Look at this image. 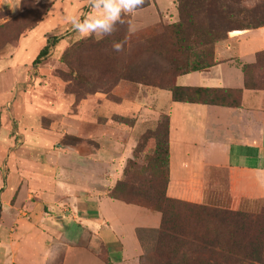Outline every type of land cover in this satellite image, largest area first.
<instances>
[{"label": "crops", "instance_id": "obj_1", "mask_svg": "<svg viewBox=\"0 0 264 264\" xmlns=\"http://www.w3.org/2000/svg\"><path fill=\"white\" fill-rule=\"evenodd\" d=\"M3 1L0 0V10L9 7L2 20L5 22L20 12V0H16L13 9V0L5 6ZM172 7L176 12L174 0ZM50 20L48 13L15 44L6 45L0 52V63L4 64L0 70V264H103L99 258L101 247L112 264H138L144 253L140 233L158 229L160 214L108 194L121 178L126 162L133 158L134 147L142 135V112L132 127L119 126L112 134L100 136L99 146L91 151L85 144L80 148L73 142L61 144L64 138L83 143L86 137L73 127L72 121L61 123L58 129L53 126L56 123L50 128L40 127L44 137L42 153L53 172L48 171L41 178L36 176V143L30 144L29 133L36 122L21 117L18 110L23 100L21 90L36 83V42H42L40 47L47 41L36 32L40 28L45 30ZM47 30V36L54 32L52 28ZM256 36H263L257 37L261 42H254L258 46L241 50ZM81 38L75 32L60 40L56 49ZM260 51H264V27L232 31L215 45L216 63L212 67L175 80L180 87L241 89L239 107L174 102L169 91L145 86L143 100L122 99L121 104L106 112V118L120 116L122 106L134 110L144 101L153 107V113L166 114L168 197L206 203L210 195L219 193L209 190L208 180L223 169L226 177L222 182L232 199L264 200V88H244L241 69L244 64H253ZM32 68L35 73L29 76ZM16 101V106L9 108ZM63 170L66 176L62 178L59 174ZM68 218L77 225L76 231L85 233L83 240L79 233L70 236L74 229Z\"/></svg>", "mask_w": 264, "mask_h": 264}, {"label": "trees", "instance_id": "obj_2", "mask_svg": "<svg viewBox=\"0 0 264 264\" xmlns=\"http://www.w3.org/2000/svg\"><path fill=\"white\" fill-rule=\"evenodd\" d=\"M26 1H21L20 14L26 10ZM248 1L251 0H176L177 21L171 27V36L175 38L176 50L182 52L184 56L172 58L164 63L163 70L156 75L157 78L153 77L156 80H163V84L155 88L169 91L174 102L239 107L241 89L180 87L175 84V80L179 76L205 71L212 67L216 63L215 45L226 39L230 32L264 27V0H256L251 7L242 5ZM30 2L35 10L41 9V15L29 28L19 30L13 43H3L0 52L6 45L15 44L24 33L47 16L50 10L49 3L36 0ZM149 2L146 0L142 8L147 7ZM123 19L125 23L117 25L118 31L114 35L100 37L97 40L91 36L81 41L88 45L89 52L98 54L104 50L106 53L102 56L107 55L105 56L107 59L97 58L98 63L88 65V71H92L93 68L103 75L107 73L106 77L109 78V66L110 72L119 70L121 52L113 51L112 44L114 41L128 44V20L125 15ZM121 30H124L123 40L120 37ZM154 31L156 30L154 29L151 35ZM156 37L158 35L154 38ZM82 39L84 38L79 40ZM57 41V37L47 39L33 65L40 64L56 46ZM169 42L172 44V40L169 39ZM71 49H66L60 57L63 63L65 55H68ZM255 58L253 64H244L241 67L244 88L261 90L264 88V51L257 52ZM81 78L83 79L82 76ZM123 78L122 74H118L116 83ZM72 81L73 75L70 82ZM85 84L89 85L91 81H86ZM145 135L153 139L154 149L148 156L146 164L141 165L145 166L142 168L144 174L146 176L150 174L144 189L141 190L142 195L137 193L127 195L128 190L138 191V185L127 184L129 180L125 179V169L111 190L113 195H110L122 202L142 206L160 214L159 227L154 230L156 232L154 248L149 252L144 250L138 264H264V207L251 211L232 210L168 197L166 195L169 181L168 117H165L162 130L155 129ZM145 135H142L143 139ZM131 162L132 159L127 161L124 168ZM241 200L264 202L260 199ZM140 240H143L141 235ZM102 253L99 257L103 264H112L104 249Z\"/></svg>", "mask_w": 264, "mask_h": 264}, {"label": "rangeland", "instance_id": "obj_3", "mask_svg": "<svg viewBox=\"0 0 264 264\" xmlns=\"http://www.w3.org/2000/svg\"><path fill=\"white\" fill-rule=\"evenodd\" d=\"M9 1L5 0L2 4L5 6L10 3ZM21 1L23 0H20V5ZM149 1L148 8H142L145 10L140 9L141 11L139 12L125 15L126 20H128V44L124 43V51L121 52L120 56L119 70L117 72H110L111 67L109 66V78L106 77L108 76L107 73L103 75L94 71L93 68L92 71H88V65L98 63L97 58L107 59L105 57L107 55L102 56L106 53L104 50L99 51L98 54L97 52H89L88 45L81 42L87 39L85 37L72 43L70 41L66 47L63 46L60 50L56 49V46L53 47L45 59L36 65V83H32V87L25 86L21 90L20 93L23 96V100L20 101L19 105L21 108L18 111L21 117L32 119L36 122V127L31 128L29 133L33 139L30 140V144L36 143L33 151L37 158V177L41 178L43 174L52 170L46 164L47 159L42 153L41 146L44 144V137L40 134V127L50 128L53 123H56L53 126L55 129H58L61 127V123L63 125L65 121L67 123H71L72 121L73 127H76L86 137L82 140L83 143H78V140L72 138H69V140H64V138L61 144H71L73 142L78 148H80V145L85 144L90 151L93 147L99 146L98 140L100 136H107L108 133L112 134V130L119 126L123 129L132 127L141 112L140 121L142 125L140 132H142V135L149 134L155 131V129L158 131L163 129L166 114L161 113L157 115L153 113V107L150 104L144 103V101L134 106V110L129 108V106H122L120 116L114 115L106 118V112L113 108L115 104H121L122 99L133 100L136 97L141 99L145 86H161L163 80H156L155 78L163 70L164 63L172 58L176 59L184 56L182 52L176 50L174 46L175 38L171 36V27L177 21V10L175 12L173 9L172 0H158L157 3L154 0ZM256 2V0H251L244 2L242 5L251 7ZM47 3L50 4V9L53 7L52 12H48L51 17L50 25L47 24L45 30L40 28L36 34L40 32V37L45 36L46 39L57 37V42L76 32L71 29L72 26L68 23L67 18L78 16L82 19L85 14L91 11L87 0H48L46 1ZM14 6H16V0L12 1V9ZM25 8L26 10L23 13L20 14L19 12L18 16L8 18L5 22H2V20L6 18L4 16L9 12V7L7 9L2 7V10H0V46L5 42L13 43L12 41L18 35L19 30L24 31L29 28L41 15V9L35 10L30 0L25 2ZM174 15L176 16L174 17ZM129 25L135 30L129 31ZM49 28L54 29V32L47 36V29ZM154 29L156 31L151 35ZM155 34L158 37L154 38ZM120 35L123 40L124 30H121ZM93 36L92 38L95 40L100 38L98 35ZM257 37L261 38L263 36H256L246 46H241V50L258 46L255 43H259L262 40ZM169 39L172 40V44L169 42ZM40 44L42 42H36V55L43 46L39 47ZM68 48L72 49L68 55H65V62L63 63L60 57ZM32 50L33 48L29 51L30 54H32ZM159 54H162V56L160 57ZM29 73V76L35 73L33 68L30 69ZM118 74H122L124 78L116 83ZM71 75H73L72 82H70ZM86 81H91V84H85ZM83 84L86 86H83ZM71 92H74V94ZM11 97V94H9L8 100ZM16 104L17 101L9 108H14ZM168 104H170V100H168ZM142 135L138 137L137 146H133V162L129 165L128 162L126 168H124L125 179L129 180L127 184L131 186L136 183L138 191L131 192L128 190L127 195H136V193L142 195L141 190L144 189L145 183L150 176L149 173L148 176L144 174L142 168L145 166L141 165L146 164L148 156L151 155L154 149V142L152 138L146 137V135L144 141ZM209 137L211 138V136ZM80 150L84 149L81 148ZM59 160L63 161V159ZM223 161L222 159L220 163ZM59 175L63 178L66 176V173L63 170ZM224 177H226V170L223 169L214 172L213 176H210L208 180L209 190L214 189L215 192L219 193L208 195L209 199L206 204L232 210L240 209L242 211H251L264 207V202H248L237 198L232 199L230 195H227L226 183L222 182ZM41 182L45 181L41 180ZM214 184H217V186H214ZM108 195H113V192L111 191ZM68 221L74 229V231H70V236L79 233L83 236L79 235V239L82 238L83 240L85 233L76 231L77 225L73 224L74 222L71 219ZM140 235L143 237V249L146 252L151 251L154 248L156 232L151 229H145L142 230ZM99 252H103L102 247L99 249Z\"/></svg>", "mask_w": 264, "mask_h": 264}, {"label": "clouds", "instance_id": "obj_4", "mask_svg": "<svg viewBox=\"0 0 264 264\" xmlns=\"http://www.w3.org/2000/svg\"><path fill=\"white\" fill-rule=\"evenodd\" d=\"M91 11L85 14L81 19L78 16L67 18L72 29L81 36L87 38L98 35L101 38L114 35L117 31V25H123L124 15H131L140 10L146 0H87ZM135 29L129 25V31ZM112 50L115 52L124 51V42H113ZM4 64L0 63V70H3Z\"/></svg>", "mask_w": 264, "mask_h": 264}]
</instances>
